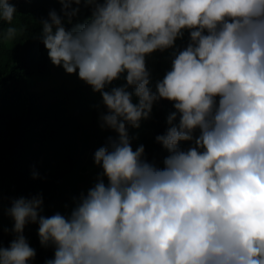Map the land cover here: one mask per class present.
I'll return each instance as SVG.
<instances>
[{
    "label": "clouds",
    "instance_id": "1",
    "mask_svg": "<svg viewBox=\"0 0 264 264\" xmlns=\"http://www.w3.org/2000/svg\"><path fill=\"white\" fill-rule=\"evenodd\" d=\"M54 1L17 3L39 16L53 64L102 95L101 127L118 136L95 151L103 175L70 216L41 215L42 196L13 201L16 237L0 264L35 257L29 222L55 248L46 264H264V0ZM15 14L0 0V21ZM156 50L152 76L145 58ZM125 73V86L105 91ZM161 98L176 109L156 137L170 153L163 168L143 159V145L133 150L126 129Z\"/></svg>",
    "mask_w": 264,
    "mask_h": 264
},
{
    "label": "trees",
    "instance_id": "2",
    "mask_svg": "<svg viewBox=\"0 0 264 264\" xmlns=\"http://www.w3.org/2000/svg\"><path fill=\"white\" fill-rule=\"evenodd\" d=\"M17 1L10 0L16 8L11 24L0 21V198L42 196L43 202L51 203L49 211L68 217L70 199L80 189L89 190L79 186L82 172L95 164L86 162L87 153L118 134L101 127V115L107 114L108 108L102 95L86 82H75L72 87L62 82L42 90L33 87L35 79L51 78V67L57 66L42 42L39 16H32L28 7ZM82 6H78V18L86 13ZM9 27L17 30L11 38L7 36ZM163 58L159 50L146 55V69L152 76ZM126 84L125 78L114 87ZM128 91L133 92V103H138L134 87L128 86ZM161 100L162 105H153L149 118L141 119L138 128L127 125L133 150L143 145V159L159 168L170 153L156 137L166 134L167 117L176 111L173 101ZM36 228L31 237L24 228L29 246L35 243L36 255L28 264H46L54 259L55 248L41 244L38 223ZM13 229L14 225L0 219V247H10L16 237Z\"/></svg>",
    "mask_w": 264,
    "mask_h": 264
},
{
    "label": "rangeland",
    "instance_id": "3",
    "mask_svg": "<svg viewBox=\"0 0 264 264\" xmlns=\"http://www.w3.org/2000/svg\"><path fill=\"white\" fill-rule=\"evenodd\" d=\"M51 70L53 71V76L51 78L39 79V80L35 79V84L33 85V87L35 89L42 90V89L48 88V87H50L52 85L59 84V83H62V82H64L67 87H72V85H75V82H80L81 81L79 76L67 73L62 66H57V68L52 67ZM115 85H116V82L114 84L106 86L105 91H109L110 92L112 88H115L114 87ZM218 101H219V97H217V103H218ZM176 123L178 124V120L176 121ZM126 129H127V133H128L127 125H126ZM199 135H200V130L197 129L194 132V137H198ZM194 146H195L194 141H182V143L180 144V148L182 150H184V151H187L188 149H190V148H192ZM95 151H96V149L94 147H92L89 150V152L87 153L88 157L86 159V162H88V160H90L93 163L95 162L94 161V153H95ZM93 166L94 167L92 169L89 168L88 170L82 172V177L79 178V186H81L82 188L90 189V188L94 187V185L102 177V175H103L102 166H98L96 164H94ZM103 179H104V183L107 184L108 183L107 177L103 176ZM87 191L88 190L80 189V192L77 194V196H75V197L71 196L72 198L70 199L69 207H67L68 210H70V212L75 207V203L79 199L81 193H85L86 194ZM6 199L0 198V219L6 225H14L15 221L10 216L9 210L13 206V201L18 200L20 198L17 197V196H12L10 199H7V200ZM50 204L51 203L43 202V206H42L43 210L40 213L41 215L46 216V217H50V216H52V215L57 213V212L49 211V209L51 208ZM61 209L62 210L64 209L63 206L61 207ZM25 229L29 233L30 237L33 234L37 233L36 223H31V222L27 223L25 225ZM30 247L34 249L35 248V243L33 242L30 245Z\"/></svg>",
    "mask_w": 264,
    "mask_h": 264
}]
</instances>
